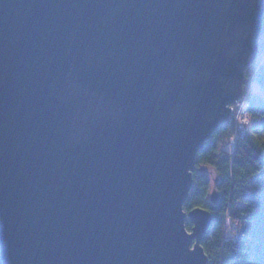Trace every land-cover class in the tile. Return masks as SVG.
<instances>
[{"label": "water", "instance_id": "1", "mask_svg": "<svg viewBox=\"0 0 264 264\" xmlns=\"http://www.w3.org/2000/svg\"><path fill=\"white\" fill-rule=\"evenodd\" d=\"M263 56L264 0H0V264H209L195 161Z\"/></svg>", "mask_w": 264, "mask_h": 264}, {"label": "trees", "instance_id": "2", "mask_svg": "<svg viewBox=\"0 0 264 264\" xmlns=\"http://www.w3.org/2000/svg\"><path fill=\"white\" fill-rule=\"evenodd\" d=\"M244 95L252 118L248 135L238 139L234 151H227L234 135L229 122L205 143L184 205L188 212L203 208L213 216L202 241L213 264H264V56L246 70ZM201 167L216 172L215 189L220 195L216 205L210 200L211 180ZM192 226L187 222L188 230Z\"/></svg>", "mask_w": 264, "mask_h": 264}, {"label": "built area", "instance_id": "3", "mask_svg": "<svg viewBox=\"0 0 264 264\" xmlns=\"http://www.w3.org/2000/svg\"><path fill=\"white\" fill-rule=\"evenodd\" d=\"M235 104H240L238 107H235ZM232 104L231 107V119L230 122L234 127V135L230 139V143L236 146L239 138H245L247 136V126L251 121V116L246 109V98L244 97ZM237 237V235H236Z\"/></svg>", "mask_w": 264, "mask_h": 264}, {"label": "rangeland", "instance_id": "4", "mask_svg": "<svg viewBox=\"0 0 264 264\" xmlns=\"http://www.w3.org/2000/svg\"><path fill=\"white\" fill-rule=\"evenodd\" d=\"M239 105L240 104H235L234 106L235 107H238ZM251 124H252V118H251L250 123L247 126V135L249 133V129L251 127ZM234 149H235V145L232 144V143H230V141H229V143H228V145L226 147V150L230 152V151H234ZM200 170L202 172L206 173L208 175V177L210 178V180H211V187H212L211 192H212L213 190H215V179H216V172H215V170H213L212 168H209V167H201ZM186 212H188V211H186ZM236 235H235V237H236ZM209 264H213V263H209Z\"/></svg>", "mask_w": 264, "mask_h": 264}]
</instances>
